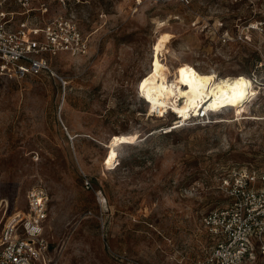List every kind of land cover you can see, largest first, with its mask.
I'll return each mask as SVG.
<instances>
[{
  "label": "rangeland",
  "instance_id": "rangeland-1",
  "mask_svg": "<svg viewBox=\"0 0 264 264\" xmlns=\"http://www.w3.org/2000/svg\"><path fill=\"white\" fill-rule=\"evenodd\" d=\"M45 2L47 16H73L90 49L0 82V237L43 184L56 264H198L212 242L202 217L227 203L221 176L264 169V33L249 27L264 0ZM184 64L216 83L243 73L256 92L174 123L137 83L154 67L177 82ZM250 264H264L258 249Z\"/></svg>",
  "mask_w": 264,
  "mask_h": 264
},
{
  "label": "built area",
  "instance_id": "built-area-1",
  "mask_svg": "<svg viewBox=\"0 0 264 264\" xmlns=\"http://www.w3.org/2000/svg\"><path fill=\"white\" fill-rule=\"evenodd\" d=\"M48 9L45 0H0V82L51 71L49 57L59 53L72 57L89 53V36L73 16H47ZM249 27L264 33V15ZM220 184L227 203L202 217L212 242L198 264H250L256 249L264 255V169L232 166ZM84 185L91 187L87 179ZM48 199L43 184L27 191L26 211L10 216L4 226L0 264L57 263L59 252L51 253L43 236Z\"/></svg>",
  "mask_w": 264,
  "mask_h": 264
},
{
  "label": "bare ground",
  "instance_id": "bare-ground-1",
  "mask_svg": "<svg viewBox=\"0 0 264 264\" xmlns=\"http://www.w3.org/2000/svg\"><path fill=\"white\" fill-rule=\"evenodd\" d=\"M177 74L178 81H172L169 84L162 69L154 67L137 83V92L146 96L147 100L150 101L151 108L156 109L159 113L167 107H172L176 111L178 116L176 115L174 123H178L180 117L185 118L187 110H196L203 101L204 103L208 102L205 108L210 107L212 109L214 106L226 103H239L242 101L239 98L241 92H243L244 98L254 95L256 92L250 79L243 73L237 74L233 78L226 77V79L216 83L214 72L202 73L193 65L184 64L179 67ZM205 77H211V79L205 80ZM181 81L187 85V89H181ZM177 95L184 98L181 105L176 104ZM170 126L172 127V125L167 126L165 131H168ZM120 138L121 142L127 141L125 136ZM114 155L115 152L112 151L111 156Z\"/></svg>",
  "mask_w": 264,
  "mask_h": 264
},
{
  "label": "snow or ice",
  "instance_id": "snow-or-ice-1",
  "mask_svg": "<svg viewBox=\"0 0 264 264\" xmlns=\"http://www.w3.org/2000/svg\"><path fill=\"white\" fill-rule=\"evenodd\" d=\"M182 72H183V70H181ZM205 80H210L211 79V77H205L204 78ZM239 98L241 99V100H243L244 99V94H243V92H241L240 93V96H239Z\"/></svg>",
  "mask_w": 264,
  "mask_h": 264
},
{
  "label": "trees",
  "instance_id": "trees-1",
  "mask_svg": "<svg viewBox=\"0 0 264 264\" xmlns=\"http://www.w3.org/2000/svg\"><path fill=\"white\" fill-rule=\"evenodd\" d=\"M172 131V130H171ZM114 165H116V164H114Z\"/></svg>",
  "mask_w": 264,
  "mask_h": 264
}]
</instances>
